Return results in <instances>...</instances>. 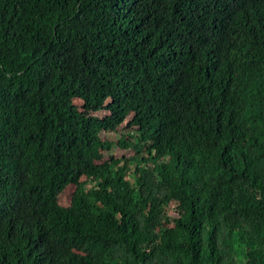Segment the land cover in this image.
<instances>
[{"label":"trees","instance_id":"obj_1","mask_svg":"<svg viewBox=\"0 0 264 264\" xmlns=\"http://www.w3.org/2000/svg\"><path fill=\"white\" fill-rule=\"evenodd\" d=\"M0 50V264H264V0H0Z\"/></svg>","mask_w":264,"mask_h":264},{"label":"rangeland","instance_id":"obj_2","mask_svg":"<svg viewBox=\"0 0 264 264\" xmlns=\"http://www.w3.org/2000/svg\"><path fill=\"white\" fill-rule=\"evenodd\" d=\"M14 56L9 50H0V65L5 67L6 69H16L18 65L14 61ZM32 85L31 87H33ZM30 87V88H31ZM77 106L80 107L82 111H86L88 113L92 112V109L82 101H76ZM102 139L107 140L109 144H112V149L107 153L110 156L120 157L123 150L119 147L117 140V135L112 136H104L102 133ZM78 145L80 147H84V143L82 140H79ZM109 157V156H108ZM85 178V174H80L79 176L73 172L62 174L57 180L53 182V186H58L60 188V195L58 197V201L62 206H68L72 193L75 189L76 182L78 180H83Z\"/></svg>","mask_w":264,"mask_h":264}]
</instances>
